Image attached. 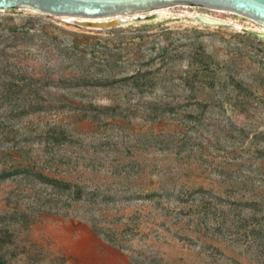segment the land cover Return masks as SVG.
<instances>
[{
  "label": "rangeland",
  "instance_id": "1",
  "mask_svg": "<svg viewBox=\"0 0 264 264\" xmlns=\"http://www.w3.org/2000/svg\"><path fill=\"white\" fill-rule=\"evenodd\" d=\"M193 14L239 26H205L191 21ZM29 17L37 21L27 34L5 28ZM69 18L0 11V65L32 84L34 94L24 90L20 103L43 108L14 116L0 73V171L32 167L82 187L76 198L28 174L0 179V264H264V40H248L242 30L264 27L197 5L128 20L116 32ZM194 31L198 36L187 39ZM51 35L116 46L119 68L152 41L181 38L170 43L167 64L155 61L151 92L179 101L178 114L148 121L128 88L70 87L80 62ZM105 51L100 47L97 54ZM195 100L207 103L206 129L173 139L193 127L188 113L201 112ZM88 103L118 110L97 116L86 110ZM198 187L223 200L206 194L203 208L199 196L144 197L152 190L178 194ZM245 200L258 205L231 203Z\"/></svg>",
  "mask_w": 264,
  "mask_h": 264
},
{
  "label": "trees",
  "instance_id": "2",
  "mask_svg": "<svg viewBox=\"0 0 264 264\" xmlns=\"http://www.w3.org/2000/svg\"><path fill=\"white\" fill-rule=\"evenodd\" d=\"M36 21V19L29 17L24 23H8L5 28L13 35H17L19 33L27 34L29 33L30 29H34V22ZM3 30V27H0L1 33H3ZM35 30L43 32L42 28H35ZM116 30L117 28H110L105 29L104 31L116 32ZM137 30H140V28H138ZM196 36H198V34L196 33V31H194L187 37V39L190 40L193 37L196 38ZM246 36L248 40H252L251 38H256L255 36L248 33H246ZM49 39L57 47L61 48V50L69 58L77 56L76 59L80 62L78 70L74 74V77H72L68 81L70 87H100L113 89L128 88L129 92H133L136 96V100L134 102L135 106L137 107V109L146 114L145 120L148 121H155L157 119L163 118L167 114H178L179 111H177V108L180 105L179 101H170L165 96H154L151 94V92L156 90L157 86V77L154 67L155 61H158L160 64H167L169 55L168 48L170 46V43L172 42V40H180L181 38L172 39L168 42L152 41L150 45L144 47L142 53H137L134 57L128 58L127 67H122L124 69L119 68V64H121L123 61L120 63L121 54L120 51L117 50L116 46L101 44L99 40L95 41L94 43H87L75 38H60L58 37V35H51L49 36ZM100 47H103L106 50L101 56L97 54V51L100 49ZM201 48L203 52H205V48ZM202 68H205V70H207L210 69V66L207 63H204ZM0 71L4 80H6V85L11 92V95L9 94L8 96L9 100L11 101L10 103H12V105L14 106V116L35 113L43 109H40L38 106L33 105L31 101H29L28 103H24V105L20 103L24 90L28 89V94H34V91H31L32 84L29 81H26L25 83L23 81L25 77L21 78V76L23 75H20L18 71L13 72V69H11L7 64H1ZM31 78L32 77H29V79ZM18 80L22 81L23 84ZM195 103L198 104L199 108H201L200 114L190 112L187 116L188 120L194 123L193 127L191 129L178 130V134L174 136L175 138L173 139H189L188 131L193 130L194 132H198L206 129L203 128L202 114H204L203 111L205 110L203 108L207 107V103L206 101L200 100H195ZM71 105L73 106V104ZM116 107L117 105H98L95 103H88L86 105V110L89 112H94L93 114H97L98 116V114H106L110 111L115 112L118 110ZM195 124L198 126H196ZM20 173L28 174L38 182L48 185L52 189L59 192L72 193L76 198H80L82 195V187L78 184L72 183L69 180L50 176L32 167H9L3 169L2 171H0V179H4ZM173 194H175L176 200L180 201H184L188 197H192L194 198V200H196V198L199 196L201 198V201H203V208H206L205 205L207 204L205 203L207 201V199L205 198L206 194L220 202L223 200L222 197L213 193L211 190L202 187L194 188L192 190L186 191V193L184 192L178 194L170 192L168 190H152L145 193L144 197L149 200L158 201L162 197L170 199V196H172ZM198 203L199 201H196L194 203V206L199 205ZM231 203L234 205L247 206L249 208L258 205L256 201L251 200ZM246 219L247 218H243V220H245V222L248 224L249 222ZM245 229H247V227H245ZM255 229L256 227L253 224L250 228H248V231L254 233L256 231ZM0 262L2 261L0 260Z\"/></svg>",
  "mask_w": 264,
  "mask_h": 264
},
{
  "label": "water",
  "instance_id": "3",
  "mask_svg": "<svg viewBox=\"0 0 264 264\" xmlns=\"http://www.w3.org/2000/svg\"><path fill=\"white\" fill-rule=\"evenodd\" d=\"M197 5L234 12L264 27V0H0V11L28 9L38 14L69 16L86 28L110 29L128 20L159 14L161 7ZM191 21L205 26L237 29L235 24L203 14H193ZM245 33L264 40V31L242 28Z\"/></svg>",
  "mask_w": 264,
  "mask_h": 264
},
{
  "label": "bare ground",
  "instance_id": "4",
  "mask_svg": "<svg viewBox=\"0 0 264 264\" xmlns=\"http://www.w3.org/2000/svg\"><path fill=\"white\" fill-rule=\"evenodd\" d=\"M179 5V4H178ZM172 6H175V5H172ZM170 6V7H172ZM168 8L169 7H161V8H158L155 10V12L159 13V14H166L168 12ZM210 8V7H209ZM211 9H215V8H211ZM217 10H221L222 9H217ZM204 15V14H203ZM207 16V15H206ZM232 23V22H231ZM236 26H239L238 24H235ZM254 30H257V31H264L263 28H260V29H254Z\"/></svg>",
  "mask_w": 264,
  "mask_h": 264
}]
</instances>
